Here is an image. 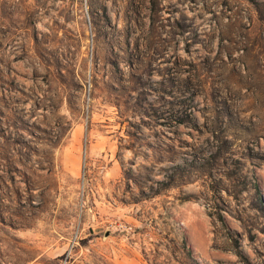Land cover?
<instances>
[{"label":"rangeland","instance_id":"obj_1","mask_svg":"<svg viewBox=\"0 0 264 264\" xmlns=\"http://www.w3.org/2000/svg\"><path fill=\"white\" fill-rule=\"evenodd\" d=\"M0 264H264V0H0Z\"/></svg>","mask_w":264,"mask_h":264}]
</instances>
